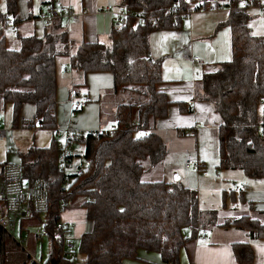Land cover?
I'll return each instance as SVG.
<instances>
[{
    "label": "trees",
    "instance_id": "obj_1",
    "mask_svg": "<svg viewBox=\"0 0 264 264\" xmlns=\"http://www.w3.org/2000/svg\"><path fill=\"white\" fill-rule=\"evenodd\" d=\"M124 1L132 16L113 29L111 43H81L70 56V66L85 75L110 72L112 92L126 96L115 106V122L109 129L88 132L61 131L57 126L55 61L69 53L71 45L61 24L55 23L61 16L44 22L53 27L42 35L21 36L16 27L21 22L19 0H3L0 5V108L9 104L12 124L17 125L23 106L31 105L33 116L22 121L23 125L50 128L53 134L66 136V130L77 134L68 147L78 150L72 155L67 149V159L73 160L82 151L83 159L89 160L80 173L64 172L63 149L54 137L49 146H31L19 153L25 178L47 181L48 211L31 218L33 223H43L48 239L49 256L44 264H127L139 249L158 252L164 264H180V249L216 221L210 216L214 210L198 208L195 190L177 182L141 178L146 161L150 167L157 166L166 154L163 140L151 131L154 121L165 115L168 102L157 89L162 82L161 63L150 54L149 35L179 25L183 16L203 13L198 8L230 9L222 23L230 29V58L198 80L199 97L211 102L222 120L217 167L239 169L249 178L264 177V39L252 33L247 6L237 5V0ZM263 1L250 3L261 6ZM47 7L53 6L41 8L35 19L41 20L38 15ZM174 13L180 15L175 18ZM11 31L19 48L6 44ZM78 201L85 211L86 226L78 248L67 258L63 252L68 236L56 222L62 210ZM227 224L264 241V222L259 219L243 215ZM22 230L20 225L19 235ZM232 246L238 264L253 261L249 242ZM28 259L29 251L0 226V264H25Z\"/></svg>",
    "mask_w": 264,
    "mask_h": 264
},
{
    "label": "crops",
    "instance_id": "obj_2",
    "mask_svg": "<svg viewBox=\"0 0 264 264\" xmlns=\"http://www.w3.org/2000/svg\"><path fill=\"white\" fill-rule=\"evenodd\" d=\"M23 1H26L28 8V11H25V14H27L25 18L20 15L17 5V12L21 22L16 27L18 34L21 31V36L42 35L52 29L53 25L50 23L45 24L43 21H41L39 26L35 25V15L46 5H52L55 8L67 5L79 14V18L75 21H70L66 17H61L55 21V23L61 24L62 29L66 31L67 37L71 42L69 53L56 57V100L60 105L68 102L70 109L73 108L70 101L74 98L89 95L91 101L84 107L86 108L84 111L77 114L76 118L78 119L73 114H70V109L68 115H65L64 118L60 108V117L57 119L59 121V123L57 122L58 129L62 131V129L69 128L81 132L106 129V118L102 116V104L104 105L111 101L109 93L112 92V75L107 71L92 72L85 75L83 71L70 66V56L81 43L98 42L106 45L111 43V33L114 28L118 27L115 22V11L121 0H20V3L22 4ZM228 1L230 0H222L223 3ZM244 1L237 0V5L242 6ZM262 3L263 5L261 4V6L250 3L247 5V10L251 14L249 25L252 33L264 39V1ZM107 6L109 11H100L101 8ZM229 11L230 9L227 7H220L207 13L206 32H195V34L201 35L200 39L211 41L217 37L219 44L228 47L227 58L219 60L218 51L217 59L211 56L207 64L198 59L196 62L201 64V70L199 76H195L194 79L190 78L188 73L182 70L183 65L179 60L175 64L172 63L171 69L167 70L161 64L162 82L157 85V89L165 93L168 104L165 115L154 121L151 131L157 134L166 146L165 157L157 166H161L164 174L169 171L167 174H170V178L166 180L167 176L166 179L163 177L162 180L165 182H177L179 185L195 190L200 210H221L223 212L222 221L217 223L215 228L206 226L200 229L180 249V264H238L232 245L235 242L243 241L250 243L254 253L253 261L247 264H264V241L253 239L247 231L227 224V221H232L243 215L252 217L250 214H236L242 206L255 213L252 218L259 219L258 215H264V177L249 178L239 169L217 167L219 162L218 128L222 120L220 115L214 110L211 102L199 97L198 80L200 76L203 73L216 71L219 62L230 58V29L222 24L227 19ZM191 22L189 25L187 23L186 27L190 26L192 29ZM20 25L22 26L20 27ZM7 31L10 32V29L8 28ZM150 54L152 56L151 51ZM154 59L157 60L156 57ZM158 61L160 62V60ZM191 61L195 62L192 59ZM191 67L193 68L192 64ZM190 100H193V103H190ZM117 103L118 101L111 104V111L113 107L115 110ZM30 108L33 109L32 106ZM69 116L71 117L67 119ZM112 125L113 123L108 129ZM214 132H216V135H214ZM199 139L200 142L203 139L208 142L210 149L207 155H201L198 152ZM4 162L9 161L3 160L0 165ZM173 174L175 175L174 178L172 177ZM78 211L81 213L80 222L83 223L80 228L70 223L73 220V216L62 218L63 210L60 212L59 219L70 226L71 236L79 239L86 226L82 220L85 211L84 209H73L67 212L73 214V212L77 213ZM260 222L264 221L260 220ZM28 224L30 222L25 225ZM20 225L24 226L21 220ZM232 227L236 232L233 233L234 240L230 239V237H233L231 231H227V229ZM220 228L225 232L227 231L229 235L224 234ZM218 229L221 230L225 238L219 235L216 238ZM185 233L187 236L190 235L189 230H186ZM242 234L246 236V240L235 238ZM11 237L19 241V243L21 242L24 248L29 251L21 239L15 238L14 235ZM31 254L33 253L31 252ZM126 263L164 264L158 252L144 249L137 250L136 256L126 261Z\"/></svg>",
    "mask_w": 264,
    "mask_h": 264
},
{
    "label": "rangeland",
    "instance_id": "obj_3",
    "mask_svg": "<svg viewBox=\"0 0 264 264\" xmlns=\"http://www.w3.org/2000/svg\"><path fill=\"white\" fill-rule=\"evenodd\" d=\"M190 3L192 1L188 0ZM3 0H0V5H2ZM18 11L20 15L25 18L27 14H25V11H28L26 1H23V3H20V0L18 2ZM55 8V7H54ZM117 8V7H116ZM57 10H60V8H55ZM196 13L191 14L189 17L184 16L181 19V23L177 26H173L164 30H154L149 35V45H150V51L152 53L153 58H157V60H160L162 66L165 67V69H171V64H175L178 60L183 65L182 70L184 72L188 73V76L190 78H195V76H199L200 74V67L201 64H198V62H192L191 59L196 56L198 59H200L204 64L209 63V60L211 56L214 57V59H217L218 51H219V60H223V58H227L228 56V47L223 46V44L218 43V38L215 37L211 41L208 39H200L201 35L195 34V32L203 33L207 30V13ZM206 13V14H205ZM178 13L174 15L176 18ZM42 20L36 19L35 25L39 26L41 24ZM71 21V20H70ZM190 21H192V29L190 26L186 27L187 23L189 25ZM116 22V19H115ZM193 23L195 24L193 26ZM29 24V23H28ZM30 25V24H29ZM22 25H20L21 27ZM21 34V31H19ZM192 34V36H191ZM7 35V34H6ZM195 38V39H194ZM193 39V40H192ZM218 43V45H217ZM7 46L10 48H19V41L16 38L15 32L11 31L10 34L7 35ZM218 48V50H217ZM218 61V60H216ZM192 62V63H191ZM191 64L193 65V68L191 67ZM193 75V76H192ZM109 98L111 99L110 102L102 104V116L103 118H106V129L114 123L115 121V110L114 107L112 111L110 110L111 104L113 102H121L125 100V94L119 93V92H110ZM75 99V98H74ZM74 99H72L71 106H73ZM89 104V103H88ZM87 104V105H88ZM86 105V106H87ZM31 105L23 106L21 113L19 115V123L12 124V115H11V107L9 104L5 105L3 108H0V162L3 160H7L9 162H19V153L18 152H24L31 146L36 147H46L49 146L52 140V137H54L57 141L64 143L65 141V135L63 132L53 134L52 130L50 128H44V127H37V126H30L27 127L23 125V122L26 120H30L33 116L34 109L30 108ZM60 108L62 109L63 116L65 118V115H68L69 111V104L68 102L62 103L61 105L57 101V108H56V121L60 117ZM84 108V107H83ZM74 110V107L72 108ZM70 109V114H73L75 118L78 116L77 114L81 111H84L86 108L80 110V111H74ZM71 116L67 117L70 118ZM78 119V118H76ZM23 121V122H22ZM62 125V124H61ZM214 135H216V132H214ZM215 138V137H214ZM210 149V146L208 142H206L205 139L200 142V139L198 140V152L201 155H207L208 151ZM70 150V149H69ZM78 148L73 147L70 152L72 155L76 153ZM211 154V153H210ZM73 162H80L83 160L82 151H79L78 156H73ZM146 169L143 172L141 178L143 180H162L164 179L169 180L170 174L166 172L162 173L161 166H153L150 167L149 163L145 162ZM68 172L71 171L70 168L67 169ZM162 174H164L162 176ZM173 174V178H174ZM171 177V180H172ZM73 209H82L80 206V202H76L74 204H71L67 206L62 213V218L67 216H73L72 221L70 222L73 225H76L82 227L83 223L80 222L81 213L80 211L73 212V214L68 213L67 211L73 210ZM204 211V210H203ZM207 211V210H205ZM237 215H243V214H250L252 217L255 216L254 212H250L246 207L242 206L238 209L236 212ZM45 215H41V221H44ZM210 216H213V218L216 220L214 223H210V225H207V227L215 228L216 224L222 221L223 212L215 211L214 214H211ZM258 218L261 221H264V215H258ZM83 222L86 225V218L85 215L83 217ZM24 224L23 230L21 231V235L19 236V224L20 221L17 220L16 223V230L14 231V237L17 239H21L23 241L24 245L28 247L29 251H31L37 258L40 259L42 263L47 262L48 256H49V245H48V239L46 235L39 236L40 230L43 228V223L39 221L36 223H33V219H23L21 220ZM27 222H30V224L25 225ZM65 222V221H64ZM222 230V228H220ZM217 230V236H221L222 238H225L222 234V232L226 235H229L227 231H231L232 236L230 237L231 240H234V234L235 229L232 227L230 229H227V231L221 232V230ZM239 235V234H236ZM72 241L74 242L76 248L79 246V240L78 237H71ZM238 240H246L245 235H240L238 237H235ZM81 258V256H79Z\"/></svg>",
    "mask_w": 264,
    "mask_h": 264
},
{
    "label": "built area",
    "instance_id": "obj_4",
    "mask_svg": "<svg viewBox=\"0 0 264 264\" xmlns=\"http://www.w3.org/2000/svg\"><path fill=\"white\" fill-rule=\"evenodd\" d=\"M249 4L250 0H245L243 2L244 6ZM175 9V7H172L171 10L174 11ZM206 10H214V8L210 6L206 8H198L197 12H204ZM100 11H109V7L101 8ZM60 16L66 17L72 21L79 18V14L67 5L62 6L60 10H57L54 7H47L44 10H41L38 15V17L45 23ZM130 16H132V14L130 13L126 2L121 0L115 11L116 24L119 27L123 26ZM192 60L198 61V58L193 57ZM90 101L91 97L89 95H83L82 97L75 99L73 102L74 111L82 109ZM190 103H193V100H190ZM76 138L77 134L70 133L66 130L64 143L57 141V146L63 149L60 159L62 170L64 172L70 168L72 172L80 173L89 165V160L86 158L80 162H73L72 159H67L66 154L68 151V144H71ZM48 205V186L47 181L44 178H36L33 181L27 180L24 176L23 167L19 162H4L0 165V226L9 235L13 236L14 231L16 230L17 220L29 219L34 214H45L48 211ZM56 226L61 229H63V227L71 229L68 224L60 219L56 222ZM63 231L65 235L68 236L64 245L63 256L70 258L73 256L75 250V244L71 238H69L72 237V232L66 229H63ZM45 234V230H41L39 236ZM25 264L44 263H42L34 254L29 253V259Z\"/></svg>",
    "mask_w": 264,
    "mask_h": 264
},
{
    "label": "bare ground",
    "instance_id": "obj_5",
    "mask_svg": "<svg viewBox=\"0 0 264 264\" xmlns=\"http://www.w3.org/2000/svg\"><path fill=\"white\" fill-rule=\"evenodd\" d=\"M63 229L70 230V229H68V228H66V227H63ZM70 231H71V230H70Z\"/></svg>",
    "mask_w": 264,
    "mask_h": 264
},
{
    "label": "clouds",
    "instance_id": "obj_6",
    "mask_svg": "<svg viewBox=\"0 0 264 264\" xmlns=\"http://www.w3.org/2000/svg\"><path fill=\"white\" fill-rule=\"evenodd\" d=\"M3 164V163H2Z\"/></svg>",
    "mask_w": 264,
    "mask_h": 264
},
{
    "label": "water",
    "instance_id": "obj_7",
    "mask_svg": "<svg viewBox=\"0 0 264 264\" xmlns=\"http://www.w3.org/2000/svg\"><path fill=\"white\" fill-rule=\"evenodd\" d=\"M25 182V181H24Z\"/></svg>",
    "mask_w": 264,
    "mask_h": 264
}]
</instances>
